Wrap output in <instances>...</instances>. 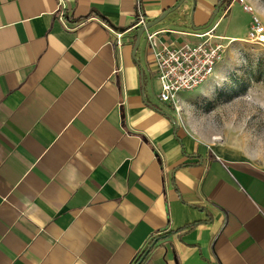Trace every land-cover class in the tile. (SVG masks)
<instances>
[{"label": "crops", "instance_id": "crops-1", "mask_svg": "<svg viewBox=\"0 0 264 264\" xmlns=\"http://www.w3.org/2000/svg\"><path fill=\"white\" fill-rule=\"evenodd\" d=\"M219 1L0 0V264H264V157L161 100L147 39L239 41Z\"/></svg>", "mask_w": 264, "mask_h": 264}, {"label": "rangeland", "instance_id": "rangeland-1", "mask_svg": "<svg viewBox=\"0 0 264 264\" xmlns=\"http://www.w3.org/2000/svg\"><path fill=\"white\" fill-rule=\"evenodd\" d=\"M225 25L224 22L220 31ZM235 36L239 41L225 42L226 54L213 78L197 91L179 96L190 98L195 93L192 104L205 112L208 124L217 128L220 140L236 148L243 157L261 159L264 157V45L244 41L248 36L246 29Z\"/></svg>", "mask_w": 264, "mask_h": 264}, {"label": "built area", "instance_id": "built-area-1", "mask_svg": "<svg viewBox=\"0 0 264 264\" xmlns=\"http://www.w3.org/2000/svg\"><path fill=\"white\" fill-rule=\"evenodd\" d=\"M239 2L244 10L252 15V25L247 39L244 41L264 45V23L260 16L255 13L253 6L246 3L245 0H239ZM64 8L63 3H59L60 19L68 30H72L65 23ZM137 16L136 27H146V19L140 9ZM212 32L213 30L196 34L197 38L204 39L199 44H183L181 46L159 44L156 40V34H148L150 49L155 54L162 101L176 105L179 94L197 91L202 84L213 78L224 59L227 45L220 43L219 38L215 37Z\"/></svg>", "mask_w": 264, "mask_h": 264}, {"label": "trees", "instance_id": "trees-1", "mask_svg": "<svg viewBox=\"0 0 264 264\" xmlns=\"http://www.w3.org/2000/svg\"><path fill=\"white\" fill-rule=\"evenodd\" d=\"M233 0H220L219 4L220 5H227L229 6L232 3ZM153 245V243L150 245V247ZM149 254V248L140 256V258L137 260L136 264H142L145 260V258Z\"/></svg>", "mask_w": 264, "mask_h": 264}, {"label": "water", "instance_id": "water-1", "mask_svg": "<svg viewBox=\"0 0 264 264\" xmlns=\"http://www.w3.org/2000/svg\"><path fill=\"white\" fill-rule=\"evenodd\" d=\"M170 13H171V12L166 13V14L164 15V17H166V16L169 15ZM148 28H149V26L146 25V27H141V28L139 29L138 34H137V45H136V49H135V50L138 49V47H139V45H140V43H141V40H142L143 34H144V32L146 31V29H148ZM174 122H175V121H174Z\"/></svg>", "mask_w": 264, "mask_h": 264}]
</instances>
